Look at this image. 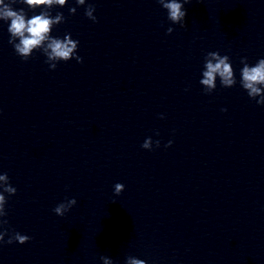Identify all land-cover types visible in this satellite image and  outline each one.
Returning a JSON list of instances; mask_svg holds the SVG:
<instances>
[{
  "label": "clouds",
  "instance_id": "9594fccd",
  "mask_svg": "<svg viewBox=\"0 0 264 264\" xmlns=\"http://www.w3.org/2000/svg\"><path fill=\"white\" fill-rule=\"evenodd\" d=\"M26 4L29 9L41 8L39 14H34L30 18L23 8L14 9L12 7L15 3ZM68 0H0V21L10 22L8 32L10 34L9 43L12 44L16 54L22 59L27 60L35 50H40L46 56V62L49 63L50 68L55 69L57 63L60 61L67 62L75 59L78 63H82V57L77 55L79 42L73 40L70 34H66L63 39L51 35L54 26L64 22L65 17L62 13H57L55 16L51 15V9L54 5L65 6ZM160 5L167 10L168 19L174 24L185 26V17L187 10L184 4L189 0H158ZM78 6H84L86 0H75ZM95 7L88 4L85 9L87 18L96 22V17L93 15ZM69 12L75 14L76 8L72 7ZM170 34L173 29L168 28ZM247 58H242L241 63L243 67L240 70V86L247 92L251 99L256 100L258 105H264V96L261 92L264 91V58L259 59L255 65L250 66L245 61ZM217 76L220 78L221 86L225 88L233 87L237 81L234 75V69L227 55H220L217 51L208 52L205 56L204 70L202 71V79L200 84L206 86L208 93L216 88ZM260 96L257 100L256 97ZM226 110V109H222ZM158 134V133H157ZM169 141L166 147L171 145ZM153 141L151 137L147 138L141 145L142 148L151 150ZM156 147H159L160 142L155 141ZM0 181L5 183L0 185V228L7 224V220L3 219L7 216L5 205L7 199L5 193L9 196L16 193V188L9 182L7 173L0 174ZM115 194L119 195L124 190V185L117 183L114 186ZM77 204L75 198L67 199L61 202L54 209L57 216H64L73 206ZM8 234L7 230L0 231V241L4 240V236ZM30 239L27 235H22L19 232H13L7 243L11 244L16 241L20 244L28 242ZM103 264H111L108 257H101ZM128 264H145L142 260L133 258L128 259Z\"/></svg>",
  "mask_w": 264,
  "mask_h": 264
}]
</instances>
